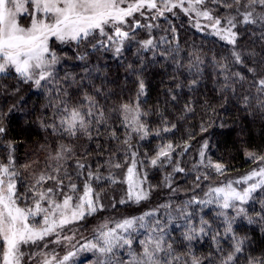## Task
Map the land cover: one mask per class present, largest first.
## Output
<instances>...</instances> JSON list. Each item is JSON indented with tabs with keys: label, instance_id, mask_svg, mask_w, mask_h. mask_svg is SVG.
Instances as JSON below:
<instances>
[{
	"label": "trees",
	"instance_id": "trees-1",
	"mask_svg": "<svg viewBox=\"0 0 264 264\" xmlns=\"http://www.w3.org/2000/svg\"><path fill=\"white\" fill-rule=\"evenodd\" d=\"M223 3H232V0H218L215 4L208 0L205 6L214 16L223 18L230 12L235 15V11L226 9ZM259 11L261 9L257 7ZM135 19L154 26L136 29L134 38L125 41L119 55L113 50H92L90 44H81L79 48L74 43L56 46L61 60L56 66L55 79L47 84L42 82L41 87L32 82L25 83L11 72L0 74V126L5 128L0 133V161L6 163L9 155L14 158L22 178L21 192L34 176L41 171H50V165L55 167L56 162L51 157L61 145L71 149L67 154L70 158L62 163L81 189L84 177L76 175L77 160L91 165L93 171L99 167L102 177L112 173L123 179L127 168L124 165L127 149L123 140L129 130L123 123L121 105L138 102L146 113L141 119L150 134L141 139L133 133L130 143L131 151H136L138 159L144 161L146 187L151 186L149 198L139 204H120L121 199L111 201V196L121 183H111L108 179L93 181L92 187L100 194L104 208L80 222L92 230L106 220L139 216L160 205L171 203L174 209L194 195L204 199L209 187L226 183L257 166L246 155L248 152L264 155V108L257 103L264 96H258L250 87L253 75L248 71L256 68L257 75L264 76V26L238 23L234 48L214 34L211 21L201 17V27L197 28L195 14H186L179 8L155 20L139 14H135ZM149 38L154 47L144 49L141 43ZM233 50L240 53L243 63L235 62ZM80 55L85 59H77ZM233 73H240L245 81L238 82ZM141 81L144 83L143 94H140ZM57 88L60 96L67 93L70 105L87 106L85 97L90 96L96 101L97 108L103 109L106 122L100 126L93 124L91 139L83 133L69 136L62 130H53L51 125L58 123L53 108ZM165 127L171 130L165 132ZM113 131L115 137L111 135ZM169 142L179 146L172 154V163L151 166L149 158L155 156L161 145ZM205 142L207 148H203L204 163L201 164L200 152ZM110 160L123 167L110 168ZM209 160L225 165L224 174L207 167ZM177 164L184 172L173 171ZM169 174L171 189L165 180ZM205 174L207 179L203 178ZM197 176H201L199 182ZM197 183L199 187H196ZM243 207L246 215L236 217L233 233L227 235L224 232L226 224L217 215L215 205L190 207L189 211L195 212L193 223L199 226L202 217L211 225V230L188 241L183 235L186 231L183 221L169 226V242L173 244L175 254L181 256L178 264H184L189 254L200 258L201 264H221V260L233 251V235L236 240L244 241L243 251L236 254L235 264H249L253 259L264 261V220L261 219L264 217V190L253 193V199ZM167 211L160 208L158 218L164 220ZM228 215L235 216V211L229 210ZM89 237L92 239L93 232ZM133 246L139 251L138 243ZM78 255L73 264L91 263L96 258L92 252Z\"/></svg>",
	"mask_w": 264,
	"mask_h": 264
},
{
	"label": "snow or ice",
	"instance_id": "snow-or-ice-1",
	"mask_svg": "<svg viewBox=\"0 0 264 264\" xmlns=\"http://www.w3.org/2000/svg\"><path fill=\"white\" fill-rule=\"evenodd\" d=\"M207 2L208 0H0V74L11 72L19 80L32 82L37 87H41L42 82H52L56 66L61 60L56 51L57 42L65 45L74 43L78 48L81 44H90L92 50H113L119 55L125 41L134 38L136 29H151L154 26L151 23L141 24L135 19V14L155 20L177 8L186 14L194 13L197 28L201 27L199 18L211 21L214 34L234 48L238 39V23L264 26V0H232V3H223V7L235 11V15L230 12L223 18L214 16L205 6ZM217 2L218 0H211V3ZM257 7L261 11L257 12ZM241 8L244 10L241 11ZM129 18H132L131 24ZM25 19L28 20L26 25L21 23ZM141 46L144 49L154 47L153 40L149 38ZM232 56L236 63H243L239 52L233 50ZM77 59L83 60L85 56L80 55ZM248 71L253 75L250 87L255 89L258 96H264V76H258L256 68H249ZM232 75L238 82L246 79L240 73ZM59 92L60 89L57 88L58 95L53 108L56 110L58 123L51 125L53 130H62L69 136L83 133L91 139L93 124L100 126L106 122L103 109L97 108L96 101L90 96L85 97L87 106L70 105L67 93L64 92L62 97ZM143 92L144 83L141 81L140 94ZM247 100L246 96L245 101ZM257 103L264 108V99H258ZM121 114L124 126L129 130L123 140L127 149L124 161L127 168L122 180L112 173L106 178L102 177L99 167L93 171L91 165L77 160L76 175L84 177L81 189L62 163L70 158L67 154L71 153V149L61 145L55 156L51 157L56 162L55 167L50 165V171H41L34 176L21 192L19 186L22 178L15 167L14 158L9 155L6 163L0 161V264H71L74 257L85 251L95 255L94 264H178L181 256L175 254L173 244L169 242V226L178 220L183 221L182 226L186 229L183 235L188 241L211 230V225L202 217L199 226L193 223L195 212L189 211L190 207L215 205L217 215L226 224L224 232L227 235L233 233L232 224L236 217L246 215L243 205L253 199V193L257 190H264V155L248 152L246 155L257 166L235 181L228 180L219 186L209 187L204 199L194 195L174 209L168 203L139 216L106 220L93 230L92 239L82 237L83 243L77 241L73 244L75 233L71 236L63 234L68 226L85 221L104 208L100 203V194L92 187L93 181L108 179L111 183L126 184L125 198L119 201L120 204H139L149 198L151 186L146 187L144 161L138 159L136 151H131L130 143L133 133L141 139L150 134L141 119L146 113L137 102L121 105ZM170 130L168 127L163 129L165 132ZM4 131L5 128L0 126V133ZM111 135L115 137V131ZM175 147L179 146H173L171 142L161 145L155 156L149 158L150 165L156 167L171 164ZM203 148H207V142L200 152L201 164L204 163ZM108 164L110 168L123 167L121 163H112L111 160ZM207 167L214 168L221 175L226 170L225 165L213 164L211 161ZM173 171L184 172V169L177 164ZM203 178L208 177L205 174ZM165 180L168 182L167 187L171 189V174ZM196 180L199 182L201 176H197ZM49 184L52 186H47ZM196 187H199V183ZM160 208L169 210L164 220L158 218ZM229 210H234L235 216L230 217ZM173 212L176 214L173 215ZM261 219L264 220V217ZM249 222H252L251 218ZM141 235L142 239L139 238ZM233 239V251L221 260V264H235L236 254L243 251L244 241L236 240L234 235ZM134 243L140 246L139 251L133 246ZM62 244L72 250L61 256L55 251V247L50 248V245ZM26 248L36 250L25 251ZM184 264H201V260L189 254V259ZM249 264H264V261L253 259L249 260Z\"/></svg>",
	"mask_w": 264,
	"mask_h": 264
},
{
	"label": "rangeland",
	"instance_id": "rangeland-1",
	"mask_svg": "<svg viewBox=\"0 0 264 264\" xmlns=\"http://www.w3.org/2000/svg\"><path fill=\"white\" fill-rule=\"evenodd\" d=\"M21 23H24L25 25L28 23V20H22ZM127 27V26H126ZM57 45H63V44H59L57 42ZM210 161V160H209ZM208 161V163H209ZM212 162V161H211ZM213 164H215L216 162H212ZM214 169V168H213ZM215 171V170H214ZM216 172V171H215ZM250 171H246V172H243L242 174H239V175H236L234 178L232 179H229V180H237L241 177H243L244 175H246L247 173H249ZM121 175V174H120ZM122 176V175H121ZM227 178V176H226ZM122 180V179H120ZM228 180V179H227ZM241 187H243V185H241ZM126 188V189H125ZM126 191H127V186L126 184L124 183H121L120 186H118V189H117V192L113 193L112 196H111V201L112 200H120L122 199L121 196H125L126 194ZM107 196V195H106ZM102 203V202H101ZM104 203V201H103ZM103 223V222H102ZM93 232L92 229H90L89 227L85 226V225H82L81 223H77V224H74V225H69L68 228L65 230V232L63 233L64 235H68V236H71L73 235V233H75V239L72 241L73 244H76L77 241H80V243H83L84 242V239H91L89 237V235ZM82 237L84 239H82ZM52 247H55V251L58 252L61 256L63 254H65V252H67L68 250H72L70 249L69 246H67L66 244H62V245H59V246H55V245H50V248ZM25 251H35L36 249H24ZM79 255H77L76 257L73 258L71 264H73L74 262H76V259L78 258ZM126 258V257H125ZM96 259V258H95ZM95 259H93L91 261V263H87V264H94L95 262ZM77 264V263H75Z\"/></svg>",
	"mask_w": 264,
	"mask_h": 264
}]
</instances>
